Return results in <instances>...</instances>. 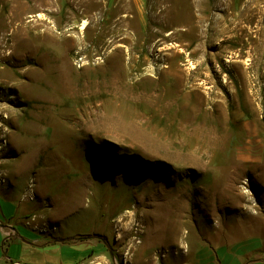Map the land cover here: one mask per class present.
Returning a JSON list of instances; mask_svg holds the SVG:
<instances>
[{
  "label": "rangeland",
  "instance_id": "obj_1",
  "mask_svg": "<svg viewBox=\"0 0 264 264\" xmlns=\"http://www.w3.org/2000/svg\"><path fill=\"white\" fill-rule=\"evenodd\" d=\"M260 1L0 0V190L35 260L264 264Z\"/></svg>",
  "mask_w": 264,
  "mask_h": 264
},
{
  "label": "crops",
  "instance_id": "obj_2",
  "mask_svg": "<svg viewBox=\"0 0 264 264\" xmlns=\"http://www.w3.org/2000/svg\"><path fill=\"white\" fill-rule=\"evenodd\" d=\"M15 131L11 130L8 133L9 141L11 143V136ZM12 145V144H11ZM13 158H3L0 154V185L6 183L4 177L7 176L4 168L12 164ZM6 175V176H5ZM12 174L13 179H9V188L6 190H0V239L3 238L1 245L2 252H0V264H50L51 259L44 258L42 261L35 260L38 251L36 249H42L39 239H36L32 232H40L44 234L47 229L37 224L28 222L29 213L19 214V205L17 197L15 196L16 176ZM49 226V225H48ZM31 232H30V231ZM42 231V232H41ZM11 252H18L17 260L20 262H12ZM11 255L10 257L7 256ZM34 258V259H33Z\"/></svg>",
  "mask_w": 264,
  "mask_h": 264
},
{
  "label": "bare ground",
  "instance_id": "obj_3",
  "mask_svg": "<svg viewBox=\"0 0 264 264\" xmlns=\"http://www.w3.org/2000/svg\"><path fill=\"white\" fill-rule=\"evenodd\" d=\"M48 2V1H47ZM52 2V1H51ZM50 2V3H51ZM255 2L258 4V2H261L260 0H255ZM255 11H257V14H260V15H262V14H264V11H262L261 12V10H258L257 8H255ZM261 17V16H260ZM263 38V37H262ZM261 40V39H260ZM250 97H252V96H250ZM97 123H99V124H97ZM97 123H95V125L96 126H100V125H108V126H110L111 124H113L114 125V121L113 120H111V119H109V120H107V122H105V121H97ZM95 128V127H94ZM159 230V229H158ZM158 230H157V232H158ZM140 249H142L141 247H140Z\"/></svg>",
  "mask_w": 264,
  "mask_h": 264
},
{
  "label": "built area",
  "instance_id": "obj_4",
  "mask_svg": "<svg viewBox=\"0 0 264 264\" xmlns=\"http://www.w3.org/2000/svg\"><path fill=\"white\" fill-rule=\"evenodd\" d=\"M7 145V141L5 138H3V136H0V150L2 149V147Z\"/></svg>",
  "mask_w": 264,
  "mask_h": 264
}]
</instances>
